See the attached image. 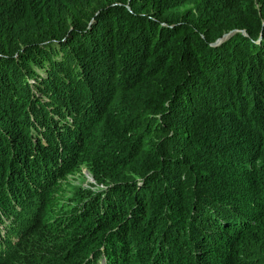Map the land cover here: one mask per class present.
I'll return each instance as SVG.
<instances>
[{
    "label": "trees",
    "instance_id": "1",
    "mask_svg": "<svg viewBox=\"0 0 264 264\" xmlns=\"http://www.w3.org/2000/svg\"><path fill=\"white\" fill-rule=\"evenodd\" d=\"M263 20L264 0H0V209L8 216V200L22 206V199H34L26 214L32 240L19 252L24 261L56 260L57 246L71 253L64 223L92 219L83 223L86 249L82 237L72 245L83 250L76 264L85 263L98 232L109 227L106 217L117 215L111 181L108 192H87L72 210L58 205V183L81 162L80 145L88 143L141 178L135 186L134 178L115 175L125 178L116 188L136 205L133 219L115 223L119 250L127 245L134 254L129 232L142 230L135 213L147 212L160 187L168 216L153 225L148 218L142 243L147 252L153 237L163 241L154 264H164L155 259L164 253L173 258L167 264H184L174 247L197 257L194 264H264ZM213 116L237 126L222 133L224 121L217 130ZM239 129L257 141L241 154L247 168L239 179L247 191L241 183L216 190L195 157L241 143ZM91 165L97 181L111 180V170ZM219 242L224 249L213 259ZM132 255L126 264L135 261Z\"/></svg>",
    "mask_w": 264,
    "mask_h": 264
},
{
    "label": "rangeland",
    "instance_id": "2",
    "mask_svg": "<svg viewBox=\"0 0 264 264\" xmlns=\"http://www.w3.org/2000/svg\"><path fill=\"white\" fill-rule=\"evenodd\" d=\"M213 120H215V126L217 127V130H221V121H224V128L222 130V133H225L226 131H232L235 126H237L238 121H225L222 120L220 117L216 118L215 116L212 117ZM245 122H242L241 124H244ZM239 131H241L239 129ZM235 133V131H234ZM241 134L237 133L240 135V140L241 143L235 142L234 144H231L230 146H225L222 147L221 145L219 147H213L210 149H207L208 154H202V155H197L195 157V160L199 163H204V168H203V175L205 179H208L210 177V181L212 184L216 183V186H213L214 189L216 190H221L219 188H233L238 185L241 186L240 188L244 191H247L246 184H244L242 181L239 179V174L243 173L245 171V168H247V163L241 159V154L242 152L246 151H252L253 150V143L257 142L255 141L256 136L254 135H248L246 132L241 131ZM204 135H207L208 137H212L214 135V132L210 133H203ZM75 143L73 146L77 145L79 143V140L76 139H71ZM252 142V145L249 146L247 145L249 142ZM196 143H193L191 145V149L193 150L196 146ZM197 147H200L197 145ZM82 148V149H81ZM80 153H79V158L76 160L82 158L80 163H76L73 165L72 169L63 177V179L58 183L60 186L59 193L61 195L60 201L58 205L61 207L65 205H69L66 207L67 210H72L73 208L77 207L79 202L84 201L86 199L85 194L87 192H92L93 194L95 192H101L104 191V193L108 192V187L107 185L110 184L111 181V214L115 211L117 212V215L112 218V215L107 219L106 217V222L105 224H108L109 227H106L105 229H100L98 232V244H94V247L97 246V249L99 251H103L98 254H94L95 256V262L94 264H101L102 259H106V264H111V255L116 254V255H121V251L119 250L120 244V238H115L116 235L113 232L115 223L118 221H125L128 222L131 219H133L134 216V211L136 209V205L134 201L127 196H124V192L116 188L114 183L118 180H122L125 178L120 177H115L117 173L122 172L123 174H126L127 177L134 178L132 181L135 186L140 185V177H138L139 174H137V171L135 169H130L127 164H125L123 161L120 162L119 158L112 157L111 160H108L106 158V155L104 153H107L106 151H101L100 148H95L92 147L91 144H83L80 145ZM114 154V151H111V155ZM7 155V153H2V156ZM13 156H22V154H17L14 151ZM96 164V165H101L103 166L105 172L107 173L108 169L111 170V180L107 176L101 180V182L96 180L95 171L92 170V165L90 163ZM77 162V161H76ZM120 162V163H119ZM9 162H6V166H8ZM7 169V168H6ZM124 176V175H122ZM220 182V183H219ZM41 189V182L40 180L38 181V189L35 191L38 195L39 191ZM110 192V189H109ZM154 195L157 197V201H161V204L158 206L157 201H152L150 202L147 212H145L143 215L135 213L136 215H139L137 217V222H139V225H136L137 227H140L142 230L136 229L134 232H129V237L132 238L134 244L131 245V251L133 250V255L131 252H129V249L127 245H122V251L123 254L125 255L126 258L130 257L131 255L133 256V260L140 262L142 260L141 257V252H140V247L142 246V243H144L147 239L145 237V234L147 232L148 226V218L150 219L151 225L154 224V221L156 218H161L163 217L164 213L166 216H168L167 212H164V209L162 208L163 205L168 201L166 199H162L160 195V187L157 188V190H154ZM161 199V200H160ZM240 200V196L238 198ZM25 201V205H19L20 201H15L14 202V207L11 213H9L8 216L4 214V212L0 209V220L3 219V227L0 228V264H6L8 260H14L18 262V264H41L40 260H35V258L32 256L30 262L27 259V262L24 261V257H21L19 255V252L22 250L23 246L26 248L28 244L30 243L31 235L27 232H24L23 235L19 236L17 243H14L11 245V247L8 250V244L10 240L9 236V230L12 227V224L15 223H23L20 226L16 228V235H19L21 230L26 226L27 220L25 219L26 213L29 211V205H30V198L27 199H22ZM21 200V201H22ZM236 200V199H235ZM249 198L246 199L248 201ZM34 201V199H33ZM33 201H32V210H34L33 206ZM39 201V200H38ZM190 201V200H188ZM188 201L186 202L188 206L189 203ZM192 203V202H191ZM124 204V206H123ZM184 205V204H183ZM1 206V205H0ZM14 210H16L14 212ZM57 210H60V208L57 206ZM132 210V211H131ZM208 209L206 212H208ZM13 212L15 219L13 220ZM109 210L106 212L108 214ZM190 213V208L189 211ZM209 213V212H208ZM104 213L99 212L98 216H103ZM166 218H163V222L159 225V228L163 225L165 222ZM84 220V219H83ZM189 218L187 219V221ZM92 223V219H89V221H84L82 222V225L75 224L74 226L70 225V221H67L64 223L66 231L65 233H69L68 238L66 239V244L67 246L70 247L71 253H68L66 250V247L64 245V249L62 247H55L54 249L56 251L62 250V252L59 254V258L56 260L51 259V262H48L46 264H76L77 259H74L76 256H78L80 253L83 252V250L86 249V247L89 245L87 242L89 235L88 232L86 231V228L83 226L84 224H90ZM114 224V225H112ZM232 225V224H228ZM92 226V225H91ZM217 226V225H215ZM236 226V225H232ZM239 226V225H238ZM172 228V225H170ZM218 227V226H217ZM162 228V227H161ZM116 229V227H115ZM179 227H177V230ZM31 233L35 234L34 228L31 229ZM162 232V229L160 230ZM164 232V231H163ZM77 234V237H71L73 235ZM71 237V238H70ZM82 237L85 240V245H82V248L79 246L78 248H73L72 245L77 242V240ZM168 237H170L168 235ZM178 237V236H177ZM13 241L10 242V244L17 239L15 236H12ZM180 240L184 237H178ZM71 240H73V243H71ZM87 240V241H86ZM148 241V240H147ZM9 244V245H10ZM124 244V243H123ZM147 244V243H146ZM159 244H163V241L158 239L156 236L153 237V239L149 240V245L147 247V253L150 256L149 260L152 259L154 253L158 249ZM152 246V248H150ZM124 247V248H123ZM168 248V247H167ZM97 249L94 248V253H97ZM176 252L180 253V258L184 261V264H194L196 261L197 257L191 258L192 255L187 256V254H183L182 249H178L174 247ZM224 249V244L222 242H219L215 245L212 246V250L210 253V256L215 259L218 256L217 252H220L221 250ZM117 251V253H115ZM88 254V253H87ZM146 258V256H143ZM170 257L172 260V256L169 253H164L162 255H158L155 259H164V264H167L166 259ZM125 258V260H126ZM130 260V259H129ZM128 260V261H129ZM181 260V261H182ZM32 261V262H31ZM127 261V262H128ZM135 261H132L130 264H135ZM153 261V260H152ZM82 261H80L77 264H81ZM126 262V263H127ZM144 262V261H143ZM142 262V263H143ZM125 263V264H126ZM141 263V264H142ZM147 264H150L151 262L147 261ZM115 264H119V259L115 262ZM162 264V263H159ZM178 264V263H177ZM196 264V263H195ZM250 264H255V260H253Z\"/></svg>",
    "mask_w": 264,
    "mask_h": 264
},
{
    "label": "clouds",
    "instance_id": "3",
    "mask_svg": "<svg viewBox=\"0 0 264 264\" xmlns=\"http://www.w3.org/2000/svg\"><path fill=\"white\" fill-rule=\"evenodd\" d=\"M7 202H8V203H7ZM7 202H6L7 205H9L11 208H13V206H14L13 203H12L11 201H9V200H8ZM31 205H32V202H31L30 205H29V210H31V207H32ZM0 207H1V206H0ZM1 209H2V207H1ZM3 211H4V210H3ZM3 225H4V224H3V219H1V220H0V228H2ZM17 241H18V239H17L16 241L12 242V243L9 245V248L11 247L12 244L17 243ZM9 248H8V250H9ZM94 248L97 249V246H95ZM143 248H144V247H142V246L140 247V252L142 253V254H141L142 260H141L140 262H137V261H136V262L141 264V263L144 261L142 264H147L146 262H147V261H148V262L150 261V262H151L150 264H154V263L152 262L151 259L149 260L148 254H147V252H146ZM103 250H104V249H103ZM103 250H102V251H103ZM102 251H99V250L97 249V253H93L92 255L88 256V257H87V258H88L87 261H86L85 263H84V261H82L81 264H94L95 259H96L95 256H94V254H98V255H99V253L102 252ZM120 251H121V250H120ZM143 256H146V258H144ZM125 258H126V257H124V255H123L122 253H121V255H116V254H115V257H114V258H113L112 255H111V259H112L111 264H115V262H116L118 259H119V264H125ZM128 260H129V259H128ZM128 260H127V261H128ZM129 261H130V260H129ZM136 262H135V263H136ZM101 264H106V259H102Z\"/></svg>",
    "mask_w": 264,
    "mask_h": 264
},
{
    "label": "bare ground",
    "instance_id": "4",
    "mask_svg": "<svg viewBox=\"0 0 264 264\" xmlns=\"http://www.w3.org/2000/svg\"><path fill=\"white\" fill-rule=\"evenodd\" d=\"M18 206H19V205H18ZM26 214H27V213H26ZM14 219H15V217L13 216V220H14ZM25 219L27 220L26 216H25ZM21 224H23V223H18V224L15 223V224H12V227H11L10 230H9V236H10L9 244H10L11 241H13L12 235H10V231H11V229L14 231V236H15L16 239H18L19 236L23 235L24 232H27V230H28V228H29V221H28V220H27L26 226L21 230L20 234H19V235H16V228H17L18 226H20ZM9 244H8V248H9Z\"/></svg>",
    "mask_w": 264,
    "mask_h": 264
},
{
    "label": "water",
    "instance_id": "5",
    "mask_svg": "<svg viewBox=\"0 0 264 264\" xmlns=\"http://www.w3.org/2000/svg\"><path fill=\"white\" fill-rule=\"evenodd\" d=\"M263 22H264V20H263ZM224 37H225V34H223L222 37L216 39L213 43H216V42L220 41V39H222V38H224Z\"/></svg>",
    "mask_w": 264,
    "mask_h": 264
}]
</instances>
